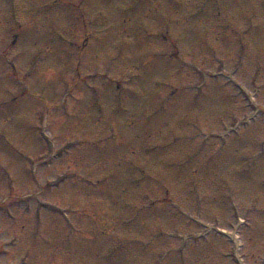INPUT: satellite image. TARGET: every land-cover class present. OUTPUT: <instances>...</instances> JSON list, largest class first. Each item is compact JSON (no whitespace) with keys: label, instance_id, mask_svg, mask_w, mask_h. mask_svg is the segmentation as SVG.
I'll return each instance as SVG.
<instances>
[{"label":"rangeland","instance_id":"374dc122","mask_svg":"<svg viewBox=\"0 0 264 264\" xmlns=\"http://www.w3.org/2000/svg\"><path fill=\"white\" fill-rule=\"evenodd\" d=\"M158 263L264 264V0H0V264Z\"/></svg>","mask_w":264,"mask_h":264},{"label":"flooded vegetation","instance_id":"af4514ba","mask_svg":"<svg viewBox=\"0 0 264 264\" xmlns=\"http://www.w3.org/2000/svg\"><path fill=\"white\" fill-rule=\"evenodd\" d=\"M73 44L74 45H78V41L74 42ZM80 44L82 45L83 44V41H81Z\"/></svg>","mask_w":264,"mask_h":264},{"label":"trees","instance_id":"16d2710c","mask_svg":"<svg viewBox=\"0 0 264 264\" xmlns=\"http://www.w3.org/2000/svg\"><path fill=\"white\" fill-rule=\"evenodd\" d=\"M149 248V246L147 247V249ZM148 251V250H147Z\"/></svg>","mask_w":264,"mask_h":264}]
</instances>
